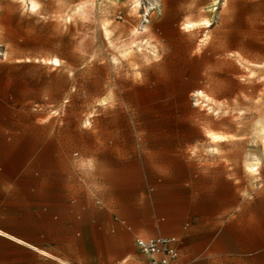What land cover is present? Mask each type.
Here are the masks:
<instances>
[{
    "label": "rangeland",
    "instance_id": "1",
    "mask_svg": "<svg viewBox=\"0 0 264 264\" xmlns=\"http://www.w3.org/2000/svg\"><path fill=\"white\" fill-rule=\"evenodd\" d=\"M31 1L40 6L35 12L29 8ZM213 3L215 9L210 10ZM83 4L88 7L82 13ZM185 17L209 24L182 32ZM149 35L159 47L145 43ZM205 36L206 45L193 55ZM153 51L163 59L156 62ZM229 52L239 56L230 59ZM261 64L264 0H0V89L13 83L20 91L21 106L36 109L38 122L51 123L54 138L52 145L47 143L53 177L44 175L42 161L40 175L23 178L8 196L21 208L16 238L69 264H117L110 259L116 244L113 235L122 238L119 244L131 243L138 252L135 239L126 240L130 235L123 228L110 229L109 235L98 227L66 225L67 220L61 219L72 209L91 220L99 206L93 172L79 167L89 157L96 163L100 142H94V136L111 133L110 142H101L104 149L135 146L142 122L161 123L166 133H186L189 138L218 132L238 137L239 144L229 148L244 154L246 169V163L255 162L253 157L264 150L253 135L264 128V83L257 82L264 69L256 67ZM251 73L256 77L247 79ZM200 91L216 101H228L219 119L207 114L205 106L214 107L209 101L192 95ZM102 99L115 108L99 106L96 102ZM228 109L230 114L223 116ZM93 110L92 128H81ZM186 123L202 124V133L194 136L196 131ZM260 168L264 169V159ZM245 177L258 178L246 170ZM50 202L53 218L42 211ZM3 239L20 251V264H63ZM139 258L144 257L137 253L128 264H138Z\"/></svg>",
    "mask_w": 264,
    "mask_h": 264
},
{
    "label": "crops",
    "instance_id": "2",
    "mask_svg": "<svg viewBox=\"0 0 264 264\" xmlns=\"http://www.w3.org/2000/svg\"><path fill=\"white\" fill-rule=\"evenodd\" d=\"M185 125L196 131L194 136L202 133L200 123ZM139 126L142 132L131 147L103 149L101 142H110L111 133L94 136V142H100L93 172L99 206L91 220L70 209L61 217L67 220L63 223L92 225L109 235L115 227L127 231L130 237L125 239H135L138 252L131 243L119 244L122 238L113 235L116 244L110 259L117 264H128L137 253L144 257L138 264H148L136 241L158 236L177 239L182 264H264V169L259 167L258 178L246 179L244 154L229 148L238 145L239 139L189 138L186 133H166L158 122ZM53 142L52 124L38 122L36 109L22 107L20 91H15L13 83L5 84L0 89V237L61 260L16 238L21 208L8 201L23 178L40 175L42 161L44 175L53 177V156L47 150V143ZM211 148H218L220 154L209 153ZM42 211L53 218L52 202ZM20 263V251L0 240V264Z\"/></svg>",
    "mask_w": 264,
    "mask_h": 264
},
{
    "label": "clouds",
    "instance_id": "3",
    "mask_svg": "<svg viewBox=\"0 0 264 264\" xmlns=\"http://www.w3.org/2000/svg\"><path fill=\"white\" fill-rule=\"evenodd\" d=\"M227 2V0H226ZM40 7L39 5L37 4H33L32 5V11L35 12L37 10V8ZM134 7H139V4H135ZM215 9V3H213V5L211 6V9L210 10H214ZM201 11H204V9H201ZM209 24V21L207 20H204L203 22H195L192 20L191 17H185V20L181 23V31L182 32H188V33H191V31L193 29H196L198 27H207ZM145 32H148L149 30L148 29H145L144 30ZM137 33H135V31L133 32V35H136ZM209 37L205 36L204 39L198 41L197 43V46H196V49L193 53V55H198L200 54V52L202 51V48L206 45L207 41H208ZM154 41V37H152L151 35L148 36L147 40L145 41V43H148V44H151L152 47L155 49L157 47H159L157 44H154L153 43ZM152 56L154 58V60L156 62H159L161 59H163V56L162 55H159L157 54L156 51H153L152 52ZM228 58L232 59V58H236L239 56V53H232V52H229L227 54ZM152 61H146V63H151ZM54 63H59L57 61H54ZM256 67H259V68H262L264 69V64H261V65H256ZM137 75L139 76V73H137ZM257 75V73H251L250 77H248L247 79H252V78H255ZM240 80L241 82H245L246 81V78L245 77H240ZM258 83H264V75H261L259 80L257 81ZM73 91H75V89H72ZM193 96H197V97H202L203 99L209 101V103L211 105H213L214 107H209V106H205L206 109H207V114L210 115V116H213L217 119L220 118L221 116V110L223 109H227V105H228V101L227 100H222V101H216L212 98V96L210 95H205V93L203 92H196V93H193L192 94ZM109 96H111V92H109ZM261 96H264V90L261 91ZM245 100L248 99V97H244ZM65 103H67V101H65ZM99 106L101 107H112V108H115V104H111L109 105L108 104V101L107 99H102V100H99L96 102ZM236 101L235 99L233 100V104H235ZM256 103H260V100H257ZM196 107H199L200 105L199 104H196L194 105ZM203 110V109H202ZM230 111L231 109H228V110H224L223 111V116L227 117L229 114H230ZM59 113H53V115H58ZM96 115V112L93 110L91 113H89L84 122L81 124V128L83 129H91L92 128V124L90 123V120H91V117ZM240 116H243L244 115V112L241 111L239 113ZM46 122V121H45ZM257 127H259V124H257ZM207 136H209L210 138L211 137H216L217 139H220V140H235L237 139L238 137L236 136H223L221 134H217V133H211V132H206L205 133ZM253 135L254 136H257L259 141H260V144L262 146H264V130L261 131V133L257 134L256 132H253ZM253 144L256 143V140H253L252 141ZM208 152L209 153H214V154H220V150L218 148H211V149H208ZM196 153L195 151L192 152V156H195ZM254 161H255V167H248L246 166V172L251 174V175H256L258 176L259 174V167H260V164H261V159H264V150H262V153H261V158H256V157H253ZM79 167L81 169H84V168H87L88 172H94L95 171V160L94 158L92 157H89L86 161L85 160H81L80 162V165ZM243 195L245 196H248V193L245 192L243 193ZM249 199H251V197H249ZM128 259H131V257H129ZM124 264H127V261L124 262Z\"/></svg>",
    "mask_w": 264,
    "mask_h": 264
},
{
    "label": "built area",
    "instance_id": "4",
    "mask_svg": "<svg viewBox=\"0 0 264 264\" xmlns=\"http://www.w3.org/2000/svg\"><path fill=\"white\" fill-rule=\"evenodd\" d=\"M137 247L148 258V264H182L174 237L139 238Z\"/></svg>",
    "mask_w": 264,
    "mask_h": 264
},
{
    "label": "bare ground",
    "instance_id": "5",
    "mask_svg": "<svg viewBox=\"0 0 264 264\" xmlns=\"http://www.w3.org/2000/svg\"><path fill=\"white\" fill-rule=\"evenodd\" d=\"M33 4H37V3L34 2V1H31L30 5H29V8L32 9V5H33ZM87 4H88V3H87ZM87 4H83V5L79 8V12H82V13H83V12L86 10V8L88 7ZM138 4H139V3H138ZM138 32H139L138 30L135 31V33H138ZM52 61H53V62H54V61L59 62L58 64L55 63L56 66H60V65H61V61H60L59 59H55V60H52ZM200 92H201V91H200ZM262 130H264V128H261V131H262ZM245 166H248V167H255V165L252 164V163H250V162H247ZM245 168H246V167H245Z\"/></svg>",
    "mask_w": 264,
    "mask_h": 264
}]
</instances>
